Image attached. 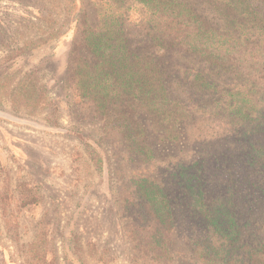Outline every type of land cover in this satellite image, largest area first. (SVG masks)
Wrapping results in <instances>:
<instances>
[{
  "label": "trees",
  "instance_id": "trees-1",
  "mask_svg": "<svg viewBox=\"0 0 264 264\" xmlns=\"http://www.w3.org/2000/svg\"><path fill=\"white\" fill-rule=\"evenodd\" d=\"M54 2L72 23L68 88L141 165L124 205L131 236L156 264H264V0ZM59 24L20 52L60 38ZM11 197L0 193L5 222ZM46 240L40 223L38 261ZM75 243L62 244L73 263Z\"/></svg>",
  "mask_w": 264,
  "mask_h": 264
},
{
  "label": "rangeland",
  "instance_id": "rangeland-1",
  "mask_svg": "<svg viewBox=\"0 0 264 264\" xmlns=\"http://www.w3.org/2000/svg\"><path fill=\"white\" fill-rule=\"evenodd\" d=\"M57 11L54 0H0V193L7 187L12 195L7 222L0 209V264H156L131 236L132 212L124 208L141 165L68 88L72 23ZM58 21L60 38L20 52L42 29L50 36ZM92 150L106 171L93 165ZM29 193L37 207L21 206ZM40 223L46 261L30 252ZM75 239L83 258L73 263L62 244L75 250Z\"/></svg>",
  "mask_w": 264,
  "mask_h": 264
}]
</instances>
